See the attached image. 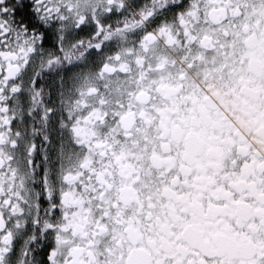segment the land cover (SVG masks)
I'll list each match as a JSON object with an SVG mask.
<instances>
[{"label":"snow or ice","instance_id":"snow-or-ice-1","mask_svg":"<svg viewBox=\"0 0 264 264\" xmlns=\"http://www.w3.org/2000/svg\"><path fill=\"white\" fill-rule=\"evenodd\" d=\"M0 264H264V0H0Z\"/></svg>","mask_w":264,"mask_h":264}]
</instances>
